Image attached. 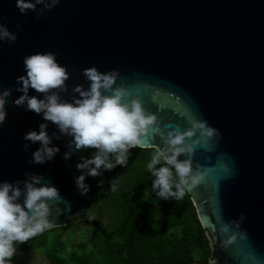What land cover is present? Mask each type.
I'll use <instances>...</instances> for the list:
<instances>
[{
	"label": "water",
	"instance_id": "water-1",
	"mask_svg": "<svg viewBox=\"0 0 264 264\" xmlns=\"http://www.w3.org/2000/svg\"><path fill=\"white\" fill-rule=\"evenodd\" d=\"M34 17L20 14L14 0H0V23L16 33L12 44L0 42V90L23 74L25 55L50 51L68 72L65 100L75 95L73 86L87 87L82 69H115L114 86L122 83L127 99H139L161 133L184 131L189 118L205 121L219 139L194 149L192 167L204 177L186 190L208 235L210 263L264 264V0H59ZM18 95L7 98L0 124V180L34 172L59 190L48 202L52 226L44 231L83 219L96 193L77 192L74 166L91 149L64 160L61 136L52 160L26 163L37 144L24 151L22 134L41 119L11 103ZM47 130L55 128L49 123ZM155 146L160 136L149 130L140 148Z\"/></svg>",
	"mask_w": 264,
	"mask_h": 264
},
{
	"label": "clouds",
	"instance_id": "clouds-1",
	"mask_svg": "<svg viewBox=\"0 0 264 264\" xmlns=\"http://www.w3.org/2000/svg\"><path fill=\"white\" fill-rule=\"evenodd\" d=\"M58 2L14 0V6L20 14L32 11L36 13L34 18H38ZM22 30L17 24L16 31ZM15 40L16 33L0 23V42L10 45ZM22 65L23 74L15 77L14 85L0 90V124L5 120V104L13 90L19 95L11 103L40 117L36 128L27 130L21 137L25 142L24 151H28L31 144H37L26 163L43 164L52 160L60 153L53 140L61 136L65 137L66 150L61 153L64 160L73 153L91 149L90 154L81 155L74 166L78 175L73 177V183L83 196L90 189L86 177L102 176L104 171H111L117 165L125 166L129 149L143 147L145 133L151 130L160 136V146H155L145 165L153 177L151 189L155 196L165 201L178 200L186 187L203 180L204 172L192 167V154L198 145L213 137L219 139V132L205 121L189 118L190 126L184 131L172 128L161 133L156 116L145 112L139 99H127L129 93L122 83L114 86L118 78L115 69L106 72L94 66L82 69L87 87L73 86L71 92L75 95L65 100L60 94L66 90L68 72L57 62L54 52L25 55ZM30 89L39 95H29ZM49 123L55 128L51 134L47 130ZM23 175L22 180H0V264H11L16 251L14 242L23 243L52 226L48 202L59 198V190L51 183H44L42 174L25 172ZM102 183V179L97 180L98 187ZM110 188L114 191L115 184H110ZM231 223H222L220 232L228 233ZM235 227L238 228V223Z\"/></svg>",
	"mask_w": 264,
	"mask_h": 264
},
{
	"label": "trees",
	"instance_id": "trees-1",
	"mask_svg": "<svg viewBox=\"0 0 264 264\" xmlns=\"http://www.w3.org/2000/svg\"><path fill=\"white\" fill-rule=\"evenodd\" d=\"M153 150L133 147L125 166L88 177L96 195L86 216L15 243L11 264L21 252H41L49 264H211L208 235L188 191L165 201L151 189L145 165ZM80 221L86 233L75 226Z\"/></svg>",
	"mask_w": 264,
	"mask_h": 264
},
{
	"label": "rangeland",
	"instance_id": "rangeland-1",
	"mask_svg": "<svg viewBox=\"0 0 264 264\" xmlns=\"http://www.w3.org/2000/svg\"><path fill=\"white\" fill-rule=\"evenodd\" d=\"M89 217H93V214H89ZM77 228L79 227L80 230L83 233L87 232V226L83 221L78 222L75 225ZM83 238V234L78 238L81 240ZM16 264H49L48 259L45 257V255L41 252L37 253H29V252H21L18 254Z\"/></svg>",
	"mask_w": 264,
	"mask_h": 264
}]
</instances>
